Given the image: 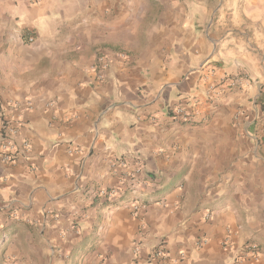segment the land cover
Instances as JSON below:
<instances>
[{"label":"crops","instance_id":"crops-1","mask_svg":"<svg viewBox=\"0 0 264 264\" xmlns=\"http://www.w3.org/2000/svg\"><path fill=\"white\" fill-rule=\"evenodd\" d=\"M4 121L0 264H264V0H0Z\"/></svg>","mask_w":264,"mask_h":264},{"label":"built area","instance_id":"built-area-1","mask_svg":"<svg viewBox=\"0 0 264 264\" xmlns=\"http://www.w3.org/2000/svg\"><path fill=\"white\" fill-rule=\"evenodd\" d=\"M33 2H36L37 0H32ZM33 40L31 38L28 39V43H31ZM92 69L95 73V77L98 81H102L105 77V73L106 71L109 69V63L107 61V59L104 56H99L96 60V62L93 64ZM239 84V79L238 80H232V82H230V86H235ZM210 90H214L213 88H211ZM220 93L219 91L216 92ZM177 114L181 113V110L178 109L176 111ZM4 134H2V143L0 145L1 148V160L4 163H10L12 161L15 160L16 158V154H17V150H14V145H13V141L10 139L11 135H15L17 133V128L15 126H11L9 124H7L5 121L2 124V129H1ZM113 192H110L108 190L105 189H99L97 191V196L99 198H101L104 201H107L111 195H113ZM142 206L141 204H132L131 205V209L132 212L134 214L138 213L141 210ZM257 245L252 244L249 245L247 248V254H249L251 257H254L257 253ZM163 251L161 249H157L153 252V256L154 258L156 257H161L163 256Z\"/></svg>","mask_w":264,"mask_h":264},{"label":"rangeland","instance_id":"rangeland-1","mask_svg":"<svg viewBox=\"0 0 264 264\" xmlns=\"http://www.w3.org/2000/svg\"><path fill=\"white\" fill-rule=\"evenodd\" d=\"M7 260L9 261V259H7ZM8 261H7V262H8ZM3 263L6 264L5 262H3ZM8 264H9V263H8Z\"/></svg>","mask_w":264,"mask_h":264},{"label":"trees","instance_id":"trees-1","mask_svg":"<svg viewBox=\"0 0 264 264\" xmlns=\"http://www.w3.org/2000/svg\"><path fill=\"white\" fill-rule=\"evenodd\" d=\"M25 36V35H24ZM234 79H236V77H234Z\"/></svg>","mask_w":264,"mask_h":264}]
</instances>
